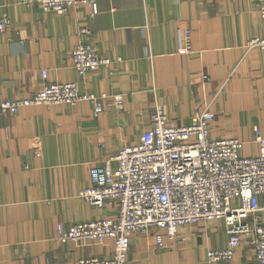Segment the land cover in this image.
<instances>
[{"label":"crops","instance_id":"1","mask_svg":"<svg viewBox=\"0 0 264 264\" xmlns=\"http://www.w3.org/2000/svg\"><path fill=\"white\" fill-rule=\"evenodd\" d=\"M3 12L10 24L0 31V100L39 89L42 68L49 81L72 80L108 96L98 113L87 101L0 113V264H75L82 256L111 254L109 239L60 242L56 226L115 215L113 207L92 206L78 192L90 184L92 164L115 166L118 149L138 141L154 102L174 125L210 103L211 136L238 137L242 155L257 152L254 127L264 133V49L247 48L246 41L261 36L264 24L250 0H98L93 17L82 5L60 14L1 0ZM84 25L111 62L78 76L70 51ZM184 27L191 48L180 54L177 29ZM195 76L209 79L194 82ZM113 94L122 95L121 110ZM258 217L264 222V209ZM153 233L130 235L126 264L253 260L245 236L233 261L208 260V249L226 244L221 220L180 227L186 240L167 248L156 246Z\"/></svg>","mask_w":264,"mask_h":264},{"label":"built area","instance_id":"2","mask_svg":"<svg viewBox=\"0 0 264 264\" xmlns=\"http://www.w3.org/2000/svg\"><path fill=\"white\" fill-rule=\"evenodd\" d=\"M26 6L37 3L44 10L64 13L70 8L86 6L90 17L98 12V0H20ZM256 5L264 24V0H250ZM1 5V0H0ZM10 24L7 12L0 16V31ZM82 39L72 46L70 58L78 76L108 65L109 57L100 54L89 26L80 27ZM177 51L191 48L190 29H177ZM246 47L264 49V33L251 37ZM43 80L35 92L17 98L0 100V113H16L29 105L90 102L95 113L102 110V98L81 90L75 81H49L42 68ZM195 76L192 81L208 80ZM118 110L123 108L121 94L111 95ZM210 103L196 108L185 124L168 121L163 107L154 102L149 126L135 144L121 146L114 158L92 164L90 184L78 196L96 207H113L114 216L81 220L67 226L57 224L56 239L60 242L101 244L109 239L110 255L79 257L75 264H126L129 238L132 233L147 234L154 230L156 246L167 248L174 241L186 240L178 233L203 221L221 220L227 234L226 244L207 250L209 261L231 262L243 237L253 251V260L239 264H264V222L258 211L264 209V133L254 127L253 141L257 152L240 153L244 141L238 137H212L215 114ZM166 238V240H165Z\"/></svg>","mask_w":264,"mask_h":264}]
</instances>
